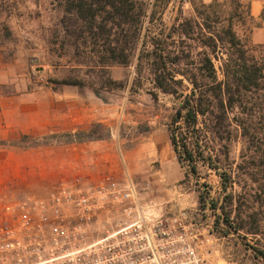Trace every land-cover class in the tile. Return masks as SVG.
Wrapping results in <instances>:
<instances>
[{
  "label": "trees",
  "instance_id": "trees-1",
  "mask_svg": "<svg viewBox=\"0 0 264 264\" xmlns=\"http://www.w3.org/2000/svg\"><path fill=\"white\" fill-rule=\"evenodd\" d=\"M63 2L64 16L59 20L60 28L51 32V49L58 51L67 47L76 54L81 48L92 56L93 64L89 66V78L53 79L54 86L48 88L58 92L65 86H72L97 96L101 92L123 89L125 81L113 79L108 69L126 67L135 60L133 84L145 77L152 85L149 93L153 97L160 92L173 96L176 102L167 125L168 141L184 179L194 177L202 184L199 202H208L212 211L219 210L214 226L219 227L223 235L230 231L260 234L264 224L261 208L264 206V185L258 186L257 195L251 194L250 187L241 186L229 170L221 169L215 153L224 147L227 154L234 129L241 128L242 135L248 134L245 121L238 119L236 114L246 112L251 116L256 99L264 97V62L255 55V48L248 40L239 37L234 29L232 13L239 10V4H231L232 13L225 17L222 5L216 0L210 3L192 0L195 17L180 20L172 32L165 34L161 30L157 36L148 37L142 33L147 8L141 0ZM61 30L63 39L59 40ZM58 41L60 48L54 47ZM139 45V54H135ZM194 46L202 50L192 54ZM213 59L220 62L222 79L218 78ZM100 128L103 125L97 123L87 131L66 133L62 142L107 137L108 134H96ZM261 155L264 162V152ZM200 162L219 176L221 195L217 203L206 184L200 182L207 177L197 172ZM244 174L251 179L255 173L247 170ZM261 177L264 179V172ZM251 197L252 202L248 204ZM219 199L221 204L217 205ZM251 249L253 257L264 264V246L259 243Z\"/></svg>",
  "mask_w": 264,
  "mask_h": 264
},
{
  "label": "rangeland",
  "instance_id": "rangeland-1",
  "mask_svg": "<svg viewBox=\"0 0 264 264\" xmlns=\"http://www.w3.org/2000/svg\"><path fill=\"white\" fill-rule=\"evenodd\" d=\"M141 1L147 8L142 33L148 37L157 36L161 30L165 34L172 32L173 26L180 20L197 14L191 4L192 0ZM202 1L210 3L211 0ZM216 2L222 5L225 17L232 13L231 4H239V10L232 13L236 34L247 39L255 48V55L264 62V41H252L253 31L258 27L264 28V11H261L262 15L253 18L251 8L238 0ZM64 9L63 0H0V53L9 64L11 74L16 75L14 83L18 88L23 84L27 90L50 87L54 86L51 80L65 77L89 78V66L93 64L90 54H85L81 48L76 53L80 55L67 47L53 51L49 44L52 30L60 28L59 20L64 16ZM58 39H63L62 30ZM59 45L58 41L54 47L60 48ZM139 50L140 45L135 54H139ZM201 50L200 47H195L192 54ZM213 62L218 78L222 79L219 60L213 59ZM108 71L113 79L124 80L125 88L101 92L98 96L93 94L98 104L108 107L106 120L101 122L103 128L97 129L96 134H108L121 170L119 177L129 175L141 184L148 183L151 188L149 197L161 204L165 214L185 212L193 221L211 222L216 251L212 252L210 259L215 264H263L253 257L251 246H259V243L264 246V224L262 223L261 233L258 235L233 231L227 235L221 234L219 227L214 226L220 215L219 210L212 211L208 202H199L198 192L203 189L202 184L197 183L194 177L184 179L183 170L168 141L167 125L176 106L173 96L158 92L153 97L149 93L152 85L145 77L133 84L136 76L135 60L129 66H112ZM80 91L85 92L86 89ZM236 115L238 119L245 121L248 134L242 135L241 128L234 129L227 154L224 147L215 153L221 169L229 170L241 186L247 185L251 188L249 192L257 195L258 186L264 185L261 177L264 172V162L261 161V154L264 152V97L256 99L251 116L246 112ZM95 124L97 123L77 131H87ZM65 134L59 133L38 140L22 139L20 142L26 145L38 141L39 144L49 145L62 142ZM4 143L0 142V146L6 144ZM8 145H12V142ZM247 170L255 173L251 179L244 174ZM197 172L202 176L207 174L206 179H201L200 182L206 184L211 198L216 202L221 195L219 176L202 162L199 163ZM46 193L29 194L43 196ZM220 200L217 205L221 204ZM250 202L252 197L248 204ZM261 208L264 211V206Z\"/></svg>",
  "mask_w": 264,
  "mask_h": 264
},
{
  "label": "built area",
  "instance_id": "built-area-1",
  "mask_svg": "<svg viewBox=\"0 0 264 264\" xmlns=\"http://www.w3.org/2000/svg\"><path fill=\"white\" fill-rule=\"evenodd\" d=\"M222 1V0H216ZM251 8L264 0H238ZM148 183L76 176L0 209V264H215L211 222L165 214Z\"/></svg>",
  "mask_w": 264,
  "mask_h": 264
},
{
  "label": "crops",
  "instance_id": "crops-1",
  "mask_svg": "<svg viewBox=\"0 0 264 264\" xmlns=\"http://www.w3.org/2000/svg\"><path fill=\"white\" fill-rule=\"evenodd\" d=\"M251 14L253 18L261 14L258 3L252 4ZM252 41H264V28L253 31ZM14 80L16 75L0 53V142L6 143L0 146V209L5 199L44 194L76 176L95 184L106 175H121L109 136L87 142L23 145V138L38 140L101 123L108 107L98 104L88 90L72 86L58 92L48 87L27 90L25 84L18 88Z\"/></svg>",
  "mask_w": 264,
  "mask_h": 264
}]
</instances>
